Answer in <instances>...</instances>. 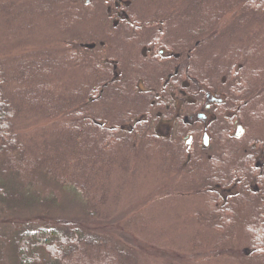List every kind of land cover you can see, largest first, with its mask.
I'll return each mask as SVG.
<instances>
[{"label": "rangeland", "instance_id": "1", "mask_svg": "<svg viewBox=\"0 0 264 264\" xmlns=\"http://www.w3.org/2000/svg\"><path fill=\"white\" fill-rule=\"evenodd\" d=\"M119 1L71 0L74 14L80 15V20L71 28H61L59 24L51 23L50 18H41L37 13L39 0L0 2V59L6 66L8 93L20 108L15 125L25 147L22 153L13 154L16 165L23 159V154L45 163L52 159L72 163L75 158V142L68 125L77 120L74 113L81 109L82 104L71 109L62 107L59 115L50 117L35 104L32 107L23 105L15 98L18 77H23L33 69L31 66L47 60L48 56L58 64L54 83L59 82L62 90L102 80V84H108L109 88L101 101L90 103L92 109L108 115V121L116 124L123 117L130 118L128 113L134 112L132 116L138 120L137 123L149 121V131L159 142L149 147L150 140L130 132L134 121L122 124L126 130L123 135L134 137L135 144L131 147L132 151L129 147L117 146L116 164L109 170H97L98 184L91 188V192L96 193L102 202L100 214L95 219H88L84 209L70 202L65 193L59 195L60 202L54 207L44 206L43 203L37 205L30 198L16 199L8 204L0 199V264H16L14 239L18 231L36 229L40 224L38 219L44 216L72 215H77L97 231L110 233L114 239L129 247L137 264H264L260 255L252 256L251 238L244 227L258 215L255 212L260 209L240 201L237 196L244 194L241 191L243 188L238 185L226 182L209 184L207 181L209 173H212L211 159L219 157L222 151V146L210 133L211 127L232 125L230 134L236 138L237 128L242 126L246 130L241 137L247 129L249 133L251 131V137L252 134L257 137L264 136V121L250 123L244 116L246 112L241 117L228 101V89L216 85L210 89L202 83L199 89L203 94L199 92L200 95L196 96L185 88L192 86L188 81L184 87L173 82V76L180 72L188 58L189 62L193 60L194 64L213 75V68L222 63L221 58H226V45H238V42L245 41V45L249 46L254 42L252 39L261 37L264 13L249 15L242 8L238 15H225L211 31L194 37L184 33L183 24L174 22L177 18L172 21L167 16V29L180 32L173 38H191L194 40L192 44L202 40L195 45H203V48H197L192 54L191 51L183 53L180 49L172 51L166 45L164 48L154 45L157 42L155 31L161 26L148 24L155 23L156 18L147 24L142 21L139 23L141 28L135 24L132 13L139 16L160 13L167 8V4L171 6L170 2ZM202 1L182 0L175 4V12L188 11ZM9 4H13L12 10L2 9ZM19 12L21 24L15 19ZM126 21L134 30L128 29ZM158 23L161 25V20ZM76 54L82 57L84 65L82 61L80 64L75 62ZM58 57L66 61L63 66ZM95 65L99 69V79L97 75H89ZM61 67L64 70L60 71ZM223 79L228 82L225 75ZM150 93L156 96L152 109L148 103ZM214 99L225 103L224 106L214 104L206 111L207 104ZM203 113H207L208 118L198 116ZM206 128L211 137L208 145L203 144ZM201 129L204 131L200 132ZM250 136L245 139L246 142ZM189 140L192 141L188 143ZM166 143L170 144L168 154L159 151L160 145ZM181 143L191 152L185 163L179 166L178 159L176 161L172 157ZM248 148H243L242 155L247 153ZM263 157L264 152L257 163H262ZM6 160L12 161L10 156L0 155V189L4 190L9 178ZM74 177L75 173L70 170L65 178ZM251 187L254 191L261 190L258 184ZM42 188L49 191L57 187L50 183L49 177L40 175L32 192ZM209 191L220 192L228 206L234 207L237 214L234 231H226L224 227L220 231L214 226L222 220L223 213L211 207ZM244 193L245 196L251 195ZM214 196L211 198L215 199ZM258 198L256 205L261 206L264 195ZM213 203L219 209L218 201ZM45 209L44 214L41 211Z\"/></svg>", "mask_w": 264, "mask_h": 264}, {"label": "trees", "instance_id": "2", "mask_svg": "<svg viewBox=\"0 0 264 264\" xmlns=\"http://www.w3.org/2000/svg\"><path fill=\"white\" fill-rule=\"evenodd\" d=\"M145 1L148 4L168 1L171 6L167 4V8L160 13L154 12L145 16L132 13L137 28H141L142 25L139 23L142 21L147 24L149 20L156 18L157 23L148 24L161 26L155 31V41L157 42L154 45H158L159 48H164L166 45L172 51L180 49L183 53L191 51L192 54L197 48H203V45H195L196 43L200 44L202 40L199 39L198 42L192 44L194 40L191 38H173L180 32L167 29L165 22L168 17L172 21L177 18L174 22L183 24L185 26L184 33H190L194 37L211 31L212 27L225 15H238L242 8L246 9L249 15H256L258 12L264 13V0H203L198 2L194 8L183 13L182 11L175 12V4L182 0ZM39 2L37 13L41 18L48 17L52 20L51 23H57L61 28H71L75 22L80 20L79 13L75 15L73 12L74 5L71 0H39ZM13 7V4H9L2 9L12 10ZM117 7L120 9V5ZM126 7L129 9L127 5ZM124 10L127 12L126 9ZM42 12L44 14H41ZM164 18H166L165 21ZM15 19L21 24L20 12L16 14ZM160 20L161 25L158 23ZM126 22L128 29H132L129 21ZM260 36L252 39L254 42L249 46L245 45V41L238 42V45L236 43L226 45V54L224 55L226 58H221L222 63L213 68V75L194 64L193 60L192 63L189 62L188 58L187 62L183 63L180 72L173 76V82L184 87V83L188 81L192 86L185 88L196 96H199L200 93L203 94V91L199 89V84L202 83H205L210 89H214L215 85L221 89H228V101L238 114L242 117V114L246 112L244 116L246 115L247 121L260 124L264 121V29L261 30ZM192 54L189 55L193 56ZM216 54L219 53L216 52ZM74 58L76 63L80 64L82 61L84 65V60L79 54H76ZM58 59L63 66L66 61L59 57ZM31 67L33 69L30 72L17 79L15 98H18L23 105L32 107L35 104L43 113L46 112L48 116L56 117L62 111V107L71 109L82 104L81 109L74 113L77 120L71 126L68 125L75 142V158L72 163L68 161L62 163L59 159H52L45 163L23 154V159L17 162L18 165L14 163L13 154L22 153L25 148L15 125L20 108L8 93L9 82L7 81L6 66L0 59V155H8L12 159V161L6 160L5 162L9 178L6 184L7 188L0 189V199L8 204L16 199L30 198L37 205L43 203L44 206L54 207L60 202L59 195L65 193L67 195L65 197L70 202L77 203L84 209L88 219H95V216L100 214V202H102V199L98 200L96 193L91 192V188H95L98 184L97 170H109L116 164L117 146L131 149L135 144L134 137L123 135V131L126 130L123 129L122 124L134 121V128L130 132L139 133V136L150 140L149 147L158 140L149 131V121L137 123L138 120H134L132 116L134 112H129L130 118L123 117L117 122L119 124H116L108 121V115H103L102 112H95L92 109L90 103L101 101L109 88L108 84H102V80L72 85L67 90H62L59 82L54 83L58 74L56 73L58 64L52 62L50 56L47 60L36 62ZM62 70L64 67L60 68V71ZM91 70L89 75H97L98 78L100 75L98 67L95 65V69ZM110 75L111 73L108 76ZM223 75L227 77V83L223 79ZM108 80L110 82L109 78ZM151 94H148L150 109L153 108V100L156 97ZM137 95L139 96L138 93ZM223 104L219 105L222 107ZM219 125L221 124L213 125L210 133L215 137L214 139L218 140L222 151L218 155L219 157L215 156L211 159L212 173H209L207 181L209 184L226 182L229 185H238L243 188L241 191L244 194H241V197L237 196L240 201L260 209L255 212L252 207L253 212L258 215L252 221L245 223L244 227L251 238L252 256L260 255L264 260V200H261V206L256 205L257 201L255 202L256 198L264 195V157L262 163H257L260 154L262 155L264 152V136L256 137L255 134H252L251 137V131L249 133V129H247V133L243 137H236V139L230 134L232 125L226 128H221ZM184 126L186 127V125ZM199 131L202 132L203 129ZM248 136L250 139H247L248 142H246L245 139ZM160 146L159 151L166 154L170 152V144L166 143ZM245 146L249 148L247 153L242 155L241 152ZM190 149L193 150V147ZM190 152L189 148L181 143L180 149L175 152L172 158L176 161L178 159L179 166H182ZM70 170L75 173L72 180L65 178ZM40 175L49 177L50 183L57 188L53 190L51 188L49 191L47 188H42L33 193L32 188ZM256 184L261 187V190L254 191L252 189L251 186ZM16 188H19L18 192ZM244 192L251 195L245 196ZM23 194L24 199H22ZM207 194L210 195L213 210H220L223 213V215L221 214L222 220L214 223V226L220 231H223L222 227L226 228V231H234L237 215L234 207H229L226 199L218 191H212V193L209 191ZM212 196L215 199H212ZM217 201L220 204L219 209L213 203ZM41 212L45 214L46 209ZM38 222L40 224L36 229L23 230V228L16 233L14 239L16 264H137L129 247L114 239L110 233L95 230L88 223L81 221L77 215L44 216L39 218Z\"/></svg>", "mask_w": 264, "mask_h": 264}, {"label": "water", "instance_id": "3", "mask_svg": "<svg viewBox=\"0 0 264 264\" xmlns=\"http://www.w3.org/2000/svg\"><path fill=\"white\" fill-rule=\"evenodd\" d=\"M244 131H245V129H244L242 126H239V127H238V130H237V132H236V136H237L238 138L241 137L242 134L244 133ZM190 142H191V140L188 141V143H190ZM204 144H205V145H208V144H209V135H208L207 132L205 133Z\"/></svg>", "mask_w": 264, "mask_h": 264}, {"label": "flooded vegetation", "instance_id": "4", "mask_svg": "<svg viewBox=\"0 0 264 264\" xmlns=\"http://www.w3.org/2000/svg\"><path fill=\"white\" fill-rule=\"evenodd\" d=\"M206 97H207V96H206ZM214 104H219V102H218V101H214V100L211 101L209 104H207V106H206V107H207V108H206V111H207L208 109H210V108L212 107V105H214ZM204 114H205V117L208 118V114H207V113H204ZM198 116L200 117V114H199ZM206 118H205V119H206ZM203 134H204V133H203Z\"/></svg>", "mask_w": 264, "mask_h": 264}, {"label": "bare ground", "instance_id": "5", "mask_svg": "<svg viewBox=\"0 0 264 264\" xmlns=\"http://www.w3.org/2000/svg\"><path fill=\"white\" fill-rule=\"evenodd\" d=\"M221 99L223 100V98H221ZM214 101H215V99H214ZM220 103H222V102L220 101L219 104H220ZM219 104H218V105H219ZM201 107H202V106H201ZM200 117H203L204 119L206 118L204 113H203V114H200ZM244 129H245V128H244ZM237 130H238V128H237ZM203 131H204V130H203ZM206 132H207L208 135H209V143H210V138H211V137H210V134H209V131H208L207 128H206V130H205V132H204V137H205V133H206ZM236 132H237V131H236ZM236 137H237V136H236ZM191 141H192V140H191ZM203 142H204V138H203Z\"/></svg>", "mask_w": 264, "mask_h": 264}]
</instances>
